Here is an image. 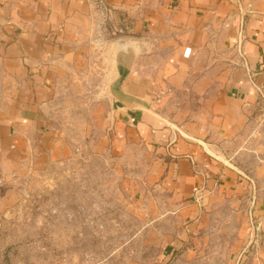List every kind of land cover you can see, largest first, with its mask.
<instances>
[{"label":"crops","instance_id":"crops-1","mask_svg":"<svg viewBox=\"0 0 264 264\" xmlns=\"http://www.w3.org/2000/svg\"><path fill=\"white\" fill-rule=\"evenodd\" d=\"M103 20V33L125 29L138 40V50L114 55L105 98L94 88V115L113 118L111 150L145 148L152 175L195 210L211 193L244 184L222 149L248 134L264 140V0H0V180L29 162L67 157L65 125L52 110L56 87L74 65L93 64L88 73L97 75ZM187 81L208 107L202 130L181 123L195 142L175 139L147 113L153 102L162 113L168 93ZM249 181V225L264 240L260 189Z\"/></svg>","mask_w":264,"mask_h":264},{"label":"rangeland","instance_id":"rangeland-1","mask_svg":"<svg viewBox=\"0 0 264 264\" xmlns=\"http://www.w3.org/2000/svg\"><path fill=\"white\" fill-rule=\"evenodd\" d=\"M123 37L129 38L125 29L103 33L97 75L88 73L93 64H78L59 79L52 110L65 125L67 157L40 168L29 162L0 180V264H264V240L246 210L250 179L264 205V140L248 134L224 149L219 145L245 183L211 193L197 210L170 197L152 175L145 148L111 150V119L108 112L94 115L93 96L96 87L105 98L108 45ZM202 94L189 81L168 93L162 113L153 102L175 139L195 142L173 125L188 134L181 123L203 129L208 107Z\"/></svg>","mask_w":264,"mask_h":264},{"label":"water","instance_id":"water-1","mask_svg":"<svg viewBox=\"0 0 264 264\" xmlns=\"http://www.w3.org/2000/svg\"><path fill=\"white\" fill-rule=\"evenodd\" d=\"M125 39V40H123ZM138 40L137 39H134V38H131L129 37L128 39H126L125 37L123 38H118L115 40V42H110V44L108 46H110V48H108L109 50L107 51L109 53V57H110V62L111 64L113 63V60H114V55L116 54V52H119L120 50H138ZM135 54V53H134ZM114 67V64H112L111 68H110V72L107 73L106 77H107V83H106V86H105V90H104V95L106 96V91H107V84H108V81L110 79V74H111V71ZM99 95L101 96L102 95V92L100 91L99 89ZM147 113L155 120L157 121L156 124H159V125H164V124H168L167 120L166 119H162L160 117L159 114H155L152 110L148 109L147 110ZM110 114V113H109ZM111 124L113 123V118L111 116ZM156 126V125H155ZM169 126V124H168ZM175 129H177L178 131L181 129L175 125H173ZM182 135V134H181ZM185 137V136H184ZM188 138V137H186Z\"/></svg>","mask_w":264,"mask_h":264},{"label":"built area","instance_id":"built-area-1","mask_svg":"<svg viewBox=\"0 0 264 264\" xmlns=\"http://www.w3.org/2000/svg\"><path fill=\"white\" fill-rule=\"evenodd\" d=\"M104 24H105V20H103L102 23L99 26L100 30H99V36L98 37H99V41L100 42L103 41L102 40V38H103L102 35H103V26H104Z\"/></svg>","mask_w":264,"mask_h":264},{"label":"trees","instance_id":"trees-1","mask_svg":"<svg viewBox=\"0 0 264 264\" xmlns=\"http://www.w3.org/2000/svg\"><path fill=\"white\" fill-rule=\"evenodd\" d=\"M118 31V30H117ZM113 33H115V35H116V32H113Z\"/></svg>","mask_w":264,"mask_h":264}]
</instances>
